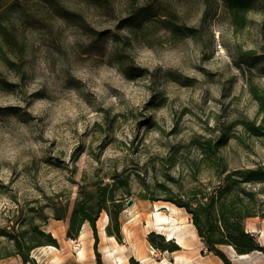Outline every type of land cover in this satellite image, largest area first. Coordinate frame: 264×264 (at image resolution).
<instances>
[{
	"label": "rangeland",
	"instance_id": "rangeland-1",
	"mask_svg": "<svg viewBox=\"0 0 264 264\" xmlns=\"http://www.w3.org/2000/svg\"><path fill=\"white\" fill-rule=\"evenodd\" d=\"M56 3L70 19L55 13ZM165 21L193 33L177 38ZM0 29L7 31L0 33V229L25 225L35 208L34 222L56 240L52 256L40 246L31 260L96 264L98 253L100 264H139L132 242L149 264H173V255L193 264H264L258 251L244 260L226 246L218 247L224 259L208 253L185 210L180 247L161 233L153 211L156 204L165 214L169 198L218 184L199 147L204 141L227 137L210 156L226 171L264 164V138L240 125L262 118L249 86L264 95V0H253L240 24L224 0H0ZM122 171L130 174V193L110 262L100 234L106 212L95 221L96 243L88 222L68 238V218L81 187ZM148 218L149 233L177 251L152 246ZM244 228L264 247V219L249 218ZM10 250L0 237V264H23L5 256Z\"/></svg>",
	"mask_w": 264,
	"mask_h": 264
},
{
	"label": "trees",
	"instance_id": "trees-1",
	"mask_svg": "<svg viewBox=\"0 0 264 264\" xmlns=\"http://www.w3.org/2000/svg\"><path fill=\"white\" fill-rule=\"evenodd\" d=\"M224 1L231 9L233 18L239 24L244 15L251 9L253 2V0ZM52 8L58 16L70 19V14L60 4H52ZM145 14L147 12H144ZM123 22L126 25H131L135 22V18H127ZM165 23L168 24L167 29L177 38L193 33L191 28L180 27L170 21H165ZM0 33L7 35V31L3 32L2 29H0ZM10 42H12L11 38ZM252 53V51H248L246 55L251 57ZM249 92L257 103L258 113L262 116L261 122L256 124L254 121L242 120L240 125L252 137L264 138V95L252 84L249 86ZM225 143H227V137L222 136L215 142L207 140L199 144L204 153V161H209L207 166L213 169L214 174L219 177L218 184L210 190H195L186 199L169 198L167 201L183 208L190 215L191 222L208 253L224 259L222 252L218 249L220 246H231L238 255L255 251L264 253V247L259 246L256 238L244 228V223L249 218L264 219V164L231 171L224 170L220 161L213 160L210 156L217 154L220 147ZM110 179L111 182L104 184L99 182L93 188L81 187L78 190V196L68 218V238H75L80 226L84 222H88L96 243L98 238L95 221L99 213L104 210L109 221L114 223V230H110L109 225H107L105 232L119 241L117 218L123 208V195L130 193V174H125L122 171L115 173ZM119 190L121 191L120 194L117 193ZM139 197L146 199L145 195H139ZM149 199L155 200V198ZM28 212L31 214L25 225L16 228V222H13L9 229L6 227L0 229V237L7 239L11 246V250L5 254L6 257L17 255L22 259L23 264H36L29 258V252L40 246H56V240L50 233L40 229L38 223L34 222V214L32 213L38 214V210L30 208ZM53 217L60 220L64 219L65 215L54 212ZM154 238L159 239V242H155ZM148 240L159 251L174 252L179 249L169 240L164 242L163 237L154 234V232L149 233ZM96 257V264H100L98 253H96Z\"/></svg>",
	"mask_w": 264,
	"mask_h": 264
},
{
	"label": "bare ground",
	"instance_id": "bare-ground-1",
	"mask_svg": "<svg viewBox=\"0 0 264 264\" xmlns=\"http://www.w3.org/2000/svg\"><path fill=\"white\" fill-rule=\"evenodd\" d=\"M153 208H154L153 211H155V221L158 222V226L160 227V230L162 231L161 233L164 234L169 240L175 238L177 240L176 241L177 245L180 247H184L185 241L181 237V221L183 220L182 212L184 211V209L177 207L173 204L165 205L163 208H165L166 211H165V214H162L161 213L162 207L160 208L158 205L153 204ZM107 220H108V216L107 214H104L101 220L103 224L100 227V234H101L103 242H106V245L103 247L102 252L106 255L108 260L111 262L113 260L111 248L112 247L115 248L116 246H118V243L113 236H109L105 232ZM131 221L135 222V218L133 217ZM145 222H146L145 233H149L151 231L152 225L154 224L153 219L148 218ZM122 233L125 234L127 239L131 238V235H132L131 231L126 226L122 227ZM130 246L132 249V253L135 255L134 257L139 264H149L148 258L139 255L137 252L138 251L137 248L133 245L132 242H130ZM226 247H227V250L231 253V255L233 257H236L239 260H244L249 257V254H241V255L234 254V251L231 248V246H226ZM42 250L43 252L45 250L46 251L51 250L47 255L52 256L53 254L52 252L56 251V248L52 245H46L42 247ZM82 255H83V252L80 250L79 256H82ZM172 261H173V264H192V261L189 258L183 257L181 255H173ZM160 264H170V263L169 261H167L166 258H163Z\"/></svg>",
	"mask_w": 264,
	"mask_h": 264
},
{
	"label": "water",
	"instance_id": "water-1",
	"mask_svg": "<svg viewBox=\"0 0 264 264\" xmlns=\"http://www.w3.org/2000/svg\"><path fill=\"white\" fill-rule=\"evenodd\" d=\"M132 205V200H128L127 203H126V206L129 207Z\"/></svg>",
	"mask_w": 264,
	"mask_h": 264
},
{
	"label": "crops",
	"instance_id": "crops-1",
	"mask_svg": "<svg viewBox=\"0 0 264 264\" xmlns=\"http://www.w3.org/2000/svg\"><path fill=\"white\" fill-rule=\"evenodd\" d=\"M193 264V263H192Z\"/></svg>",
	"mask_w": 264,
	"mask_h": 264
}]
</instances>
